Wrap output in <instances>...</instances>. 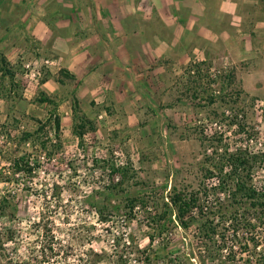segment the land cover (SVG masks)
<instances>
[{"label": "rangeland", "instance_id": "rangeland-1", "mask_svg": "<svg viewBox=\"0 0 264 264\" xmlns=\"http://www.w3.org/2000/svg\"><path fill=\"white\" fill-rule=\"evenodd\" d=\"M24 2L0 0L1 34ZM149 8L139 10L157 17ZM16 32L14 48L0 50V264L264 263V228L228 227L212 214L233 205L240 219L258 217L238 195L221 193L226 172L215 166L238 149L264 155V74L193 58L189 38L185 47L165 39L159 48H179L178 57L137 48L121 91L111 90L117 68L88 93L53 50ZM241 174L264 186V164ZM172 192L197 198L188 229L163 215ZM142 197L149 202L129 219L128 200ZM210 228L216 235L205 234Z\"/></svg>", "mask_w": 264, "mask_h": 264}, {"label": "crops", "instance_id": "crops-1", "mask_svg": "<svg viewBox=\"0 0 264 264\" xmlns=\"http://www.w3.org/2000/svg\"><path fill=\"white\" fill-rule=\"evenodd\" d=\"M140 7L155 8L157 17H147ZM10 22L9 31L0 33V50L14 48L18 30L53 50L60 67L88 93L117 68L122 72L113 75L119 82L111 90L121 91L124 65L137 48L178 57L176 47L188 45V38L193 58L248 66L256 79L264 74V0H25ZM165 28L171 30L168 37ZM165 39L176 51L159 48Z\"/></svg>", "mask_w": 264, "mask_h": 264}, {"label": "trees", "instance_id": "trees-1", "mask_svg": "<svg viewBox=\"0 0 264 264\" xmlns=\"http://www.w3.org/2000/svg\"><path fill=\"white\" fill-rule=\"evenodd\" d=\"M52 104V102H49ZM74 109L78 110V103L77 101L74 102ZM55 127H59V118L55 115ZM228 123L229 126L234 125L229 119L224 120ZM230 123V124H229ZM238 131L240 135H243L249 139L250 134L247 135L245 132V129L243 126L238 127ZM226 156H223L221 158V161L218 163V166H215V169L218 170L219 174L222 175L226 172L225 177L221 179L220 182H218V188L221 191V193H227V196L229 195H238L240 197V200L247 201L249 204V208L252 209L253 211L257 212L258 217L256 219L254 218H247L242 214L241 219L239 218V214L237 213L238 210L231 205V208L233 209L231 212L224 214V216L219 214L220 216H217L216 214L212 213L215 218L221 217L222 223L225 224L228 227H235V226H241L243 227L245 231H250V230H256V227H259L261 229L264 228V186L260 187H253L252 185L248 184L247 180L243 178L241 172L249 169L250 165L254 163H261L264 164V155L257 153V154H252L248 152L246 149L244 151L242 150H236L235 152H225ZM214 169V168H213ZM16 171L21 172L24 171V168L19 166L18 163H16ZM26 171V169H25ZM29 171V169H27ZM223 175V176H224ZM213 173L207 171L206 172V178H212ZM207 186L205 185L204 188H202V194L207 195L209 189L206 188ZM215 190V188H212ZM174 192V190H173ZM172 192V196L169 197V203L164 204V207H166L163 215L165 218L167 216L171 217L173 216V219L175 222L178 224L179 227L182 229H188L189 227V222L191 219V213L192 210L196 207L197 203V198L191 194V195H183V194H175ZM149 201H145V199L142 198H131L128 200V205H129V214L127 217L131 219L134 216V210L136 207L145 206L147 205ZM207 210V209H206ZM156 214V212L154 213ZM211 214V215H212ZM154 216V217H153ZM99 220L102 223H108L109 220L105 219L102 216V213H98ZM150 222L153 224L155 223V227H158V231H162V225H159L160 219L159 217L155 218V215H152L150 218ZM171 219V218H170ZM169 219V220H170ZM224 220V221H223ZM242 220V222H240ZM215 225V224H214ZM239 226V227H240ZM151 229L152 225L149 224ZM211 229V228H210ZM208 231H204L205 234L208 235L209 233L212 235H216L215 230L211 229ZM152 241V238H151ZM260 242V240H255L253 241V246L257 247V243ZM264 259V258H263ZM262 264V263H261ZM264 264V263H263Z\"/></svg>", "mask_w": 264, "mask_h": 264}, {"label": "built area", "instance_id": "built-area-1", "mask_svg": "<svg viewBox=\"0 0 264 264\" xmlns=\"http://www.w3.org/2000/svg\"><path fill=\"white\" fill-rule=\"evenodd\" d=\"M45 64H48V61H45L44 62ZM26 68L28 69L29 68V65H26ZM39 75H40V72H39V69H37V71L33 74V76H35V77H39Z\"/></svg>", "mask_w": 264, "mask_h": 264}]
</instances>
